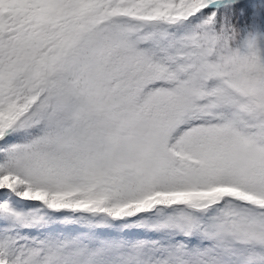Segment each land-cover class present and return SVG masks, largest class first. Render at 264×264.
<instances>
[{"label": "snow or ice", "instance_id": "6c2138e0", "mask_svg": "<svg viewBox=\"0 0 264 264\" xmlns=\"http://www.w3.org/2000/svg\"><path fill=\"white\" fill-rule=\"evenodd\" d=\"M0 264H264V0H0Z\"/></svg>", "mask_w": 264, "mask_h": 264}]
</instances>
